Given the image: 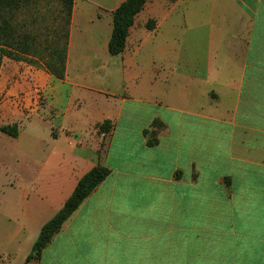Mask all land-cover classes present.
Here are the masks:
<instances>
[{"label":"crops","instance_id":"0c3cea01","mask_svg":"<svg viewBox=\"0 0 264 264\" xmlns=\"http://www.w3.org/2000/svg\"><path fill=\"white\" fill-rule=\"evenodd\" d=\"M124 1L73 0L62 79L1 60L0 264L97 165L27 264H264V0H148L111 56Z\"/></svg>","mask_w":264,"mask_h":264},{"label":"trees","instance_id":"16d2710c","mask_svg":"<svg viewBox=\"0 0 264 264\" xmlns=\"http://www.w3.org/2000/svg\"><path fill=\"white\" fill-rule=\"evenodd\" d=\"M148 0H125L112 13V32L108 52L117 56L124 51L128 31L136 15ZM172 2L176 0H170ZM55 15L48 16L50 4L46 0H0V63L3 58L25 62L43 68L55 77L65 75L66 51L70 15L73 0H58ZM148 22L147 29H152ZM104 124L100 129H104ZM152 127H160L157 122ZM17 126H3L0 132L10 137L17 136ZM155 130H145L147 145L156 143ZM109 170L97 165L83 175L62 208L40 229L25 264L37 260L41 251L50 243L63 223L108 176Z\"/></svg>","mask_w":264,"mask_h":264},{"label":"rangeland","instance_id":"374dc122","mask_svg":"<svg viewBox=\"0 0 264 264\" xmlns=\"http://www.w3.org/2000/svg\"><path fill=\"white\" fill-rule=\"evenodd\" d=\"M49 1L50 4L48 5L49 8V14L48 16H53L55 15V11L59 8V2L58 0H46Z\"/></svg>","mask_w":264,"mask_h":264}]
</instances>
